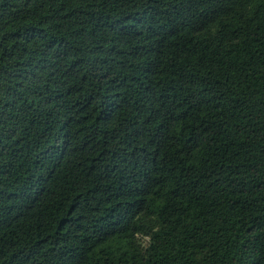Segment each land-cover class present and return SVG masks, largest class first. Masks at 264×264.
<instances>
[{
    "label": "trees",
    "instance_id": "trees-1",
    "mask_svg": "<svg viewBox=\"0 0 264 264\" xmlns=\"http://www.w3.org/2000/svg\"><path fill=\"white\" fill-rule=\"evenodd\" d=\"M0 264H264V0H0Z\"/></svg>",
    "mask_w": 264,
    "mask_h": 264
}]
</instances>
